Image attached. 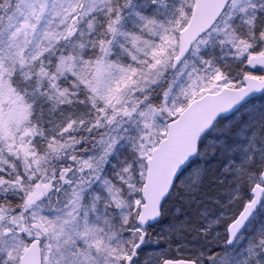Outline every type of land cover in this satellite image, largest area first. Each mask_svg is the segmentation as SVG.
Here are the masks:
<instances>
[{
	"label": "snow or ice",
	"instance_id": "1",
	"mask_svg": "<svg viewBox=\"0 0 264 264\" xmlns=\"http://www.w3.org/2000/svg\"><path fill=\"white\" fill-rule=\"evenodd\" d=\"M0 264H264V0H0Z\"/></svg>",
	"mask_w": 264,
	"mask_h": 264
}]
</instances>
